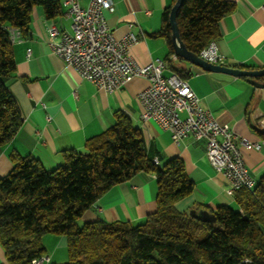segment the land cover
<instances>
[{
  "label": "trees",
  "instance_id": "obj_1",
  "mask_svg": "<svg viewBox=\"0 0 264 264\" xmlns=\"http://www.w3.org/2000/svg\"><path fill=\"white\" fill-rule=\"evenodd\" d=\"M163 13V36L170 47L168 68L185 78V59L175 53L170 10ZM35 6L48 19L62 14V0H0V147L22 126L18 103L7 85L16 71L11 30L29 33ZM235 8L231 0H184L177 16L181 39L194 53L220 36L219 22ZM242 68L250 66L238 65ZM261 79H264L263 77ZM63 162L46 168L32 155H12L13 169L0 178V244L9 264H32L45 254L47 233L67 238L63 264H264V174L253 189L234 192L235 206L207 209L215 222L202 221L177 204L194 191L180 156L156 165L146 153L140 129L122 110L104 132L87 139L84 150L63 151ZM145 170L156 175L157 209L138 224L81 222L84 212L113 185Z\"/></svg>",
  "mask_w": 264,
  "mask_h": 264
},
{
  "label": "crops",
  "instance_id": "obj_2",
  "mask_svg": "<svg viewBox=\"0 0 264 264\" xmlns=\"http://www.w3.org/2000/svg\"><path fill=\"white\" fill-rule=\"evenodd\" d=\"M63 1V0H62ZM83 7L91 0H79ZM234 10L219 22L220 36L215 42L225 64L264 68V0H231ZM107 12L108 23L116 37L129 30L139 36L131 48L140 64L165 59L170 47L163 36L155 35L162 27L163 13L173 0H114ZM62 4V14L48 19L42 7L35 6L27 35L16 34L13 41L16 71L7 79L22 115V126L15 137L0 147V178L14 167L12 155H32L46 168L63 162V151L84 150L88 138L101 134L115 121V111H124L140 129L146 153L159 165L180 156L194 181L191 195L177 204L181 210L195 204L209 208L235 206L234 193L223 173L217 171L206 155L204 140L186 138L179 143L153 121L141 117L143 106L139 93L149 85L144 77H135L124 87L108 92L80 76L77 70L58 56L50 44L49 28L55 23L72 32V18ZM132 24V26H130ZM187 70L185 79L200 98V104L221 123L230 125L250 173L257 180L264 174V86L250 78L225 72L207 71L181 62ZM248 68V67H245ZM172 72L169 68L164 75ZM264 76L258 77L264 83ZM245 138L260 147L246 146ZM157 180L152 172L142 170L129 180L111 186L87 209L81 222L103 219L138 224L157 209ZM45 255L42 264L68 261L67 238L47 233L43 237ZM0 264H9L0 244Z\"/></svg>",
  "mask_w": 264,
  "mask_h": 264
},
{
  "label": "built area",
  "instance_id": "obj_3",
  "mask_svg": "<svg viewBox=\"0 0 264 264\" xmlns=\"http://www.w3.org/2000/svg\"><path fill=\"white\" fill-rule=\"evenodd\" d=\"M66 14L72 18V32L53 23L49 28L53 51L66 64L73 66L80 76L113 92L124 87L135 77H144L149 85L138 95L143 106L142 119L153 121L170 132L172 140L179 143L186 138L204 140L206 155L214 168L223 173L230 192L240 188L253 189L256 179L250 173L230 125L221 123L214 114L204 109L200 98L189 82L176 72L164 75L168 68L162 58L140 64L131 53L139 36L129 30L121 37L114 35L108 23L107 12L114 8V0H91L83 7L79 0H65ZM264 8V2L261 5ZM132 26V24H130ZM19 30L12 29L15 38ZM217 64H225L218 45L212 41L200 54ZM178 56L173 53L172 59ZM246 146L260 147L258 142L241 138ZM159 165L157 158L153 159ZM44 254L32 260L42 264Z\"/></svg>",
  "mask_w": 264,
  "mask_h": 264
},
{
  "label": "water",
  "instance_id": "obj_4",
  "mask_svg": "<svg viewBox=\"0 0 264 264\" xmlns=\"http://www.w3.org/2000/svg\"><path fill=\"white\" fill-rule=\"evenodd\" d=\"M184 0H176L170 10V25L172 29V41L175 49V54L186 61H189L192 64H195L204 70L214 71V72H225L232 74L237 77H249L250 82L256 86H264V83L259 82L257 80L258 77L264 76V68H242L228 64H217L205 60L199 54L192 52L187 48L184 41L181 39L179 26L177 23V16L180 11V8L183 4ZM189 213L202 220L208 222H215L216 216L214 213H211L207 209L196 210L195 208H191Z\"/></svg>",
  "mask_w": 264,
  "mask_h": 264
},
{
  "label": "bare ground",
  "instance_id": "obj_5",
  "mask_svg": "<svg viewBox=\"0 0 264 264\" xmlns=\"http://www.w3.org/2000/svg\"><path fill=\"white\" fill-rule=\"evenodd\" d=\"M62 4L66 7L65 0L62 1ZM12 41H14V38H12ZM170 58H172V55L170 56Z\"/></svg>",
  "mask_w": 264,
  "mask_h": 264
}]
</instances>
